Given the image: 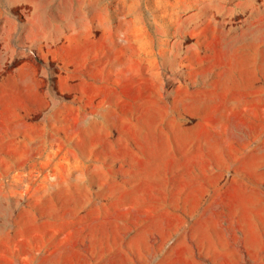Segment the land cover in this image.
Listing matches in <instances>:
<instances>
[{
  "label": "rangeland",
  "instance_id": "rangeland-1",
  "mask_svg": "<svg viewBox=\"0 0 264 264\" xmlns=\"http://www.w3.org/2000/svg\"><path fill=\"white\" fill-rule=\"evenodd\" d=\"M0 264H264V0H0Z\"/></svg>",
  "mask_w": 264,
  "mask_h": 264
}]
</instances>
